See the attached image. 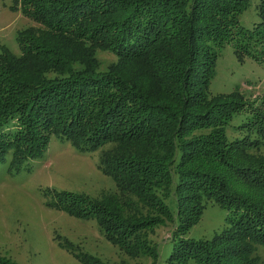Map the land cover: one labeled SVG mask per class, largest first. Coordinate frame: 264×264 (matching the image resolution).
Segmentation results:
<instances>
[{
	"label": "trees",
	"instance_id": "1",
	"mask_svg": "<svg viewBox=\"0 0 264 264\" xmlns=\"http://www.w3.org/2000/svg\"><path fill=\"white\" fill-rule=\"evenodd\" d=\"M253 1L14 0L40 28L17 35L19 56L0 52V164L18 174L52 139L99 152L124 202L182 217L155 264H253L250 253L264 247V98L245 108L238 88L210 91L222 49L242 61L251 39L264 41V30L240 25ZM255 2L264 29V0ZM98 52L114 58L104 71ZM230 127L242 138L229 139ZM57 198L50 207L93 217L128 254L141 248L145 224L121 217V198ZM210 201L228 227L183 241Z\"/></svg>",
	"mask_w": 264,
	"mask_h": 264
},
{
	"label": "rangeland",
	"instance_id": "2",
	"mask_svg": "<svg viewBox=\"0 0 264 264\" xmlns=\"http://www.w3.org/2000/svg\"><path fill=\"white\" fill-rule=\"evenodd\" d=\"M255 1L240 17V25L262 32ZM14 6V0H0V52L19 56L17 35L40 27ZM254 33L251 34L255 37ZM248 44L242 61L235 58L230 46L221 50L210 84L213 93L238 88L246 97L244 103L249 104L245 108L264 98V41L251 39ZM97 58L101 71L114 62L103 52H98ZM227 135L234 139L242 138L243 133L230 127ZM99 155L79 152L69 143L52 139L43 157L29 162L18 174L9 171L6 163L0 164V260L9 264H155L156 254L164 260L182 217L177 222L166 221L135 204L132 197L123 195L124 202L114 181L102 173ZM57 193L63 198L73 194L95 203L122 197L119 202L125 205L126 212L121 217L126 222L145 224V229L137 232L142 238L141 248L128 254L103 235L93 217L69 215L50 207L52 202H58ZM162 199L163 204L168 203L165 195ZM226 216L218 204L207 202L199 219L181 233L183 241L200 244L212 240L228 227ZM137 234L127 239V248ZM248 259L253 264H264V247L255 246Z\"/></svg>",
	"mask_w": 264,
	"mask_h": 264
}]
</instances>
